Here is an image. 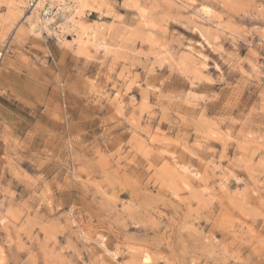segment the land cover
Instances as JSON below:
<instances>
[{
	"label": "rangeland",
	"instance_id": "rangeland-1",
	"mask_svg": "<svg viewBox=\"0 0 264 264\" xmlns=\"http://www.w3.org/2000/svg\"><path fill=\"white\" fill-rule=\"evenodd\" d=\"M74 2L0 0V264H264V0Z\"/></svg>",
	"mask_w": 264,
	"mask_h": 264
},
{
	"label": "built area",
	"instance_id": "built-area-1",
	"mask_svg": "<svg viewBox=\"0 0 264 264\" xmlns=\"http://www.w3.org/2000/svg\"><path fill=\"white\" fill-rule=\"evenodd\" d=\"M25 6L27 9L34 7L38 9L40 18L47 22L48 26L59 29L61 21L70 17L71 12L74 11L75 2L74 0H25ZM93 13L86 10L83 18H89Z\"/></svg>",
	"mask_w": 264,
	"mask_h": 264
},
{
	"label": "bare ground",
	"instance_id": "bare-ground-1",
	"mask_svg": "<svg viewBox=\"0 0 264 264\" xmlns=\"http://www.w3.org/2000/svg\"><path fill=\"white\" fill-rule=\"evenodd\" d=\"M23 1V0H22ZM23 5H24V2H23ZM18 6V5H17ZM67 8V7H66ZM67 9H69V6H68V8ZM26 12H29V13H34V14H36L38 17H39V13H38V9H36L35 7L34 8H29ZM84 15V14H83ZM82 15V16H83ZM39 19H40V21H41V23L44 25V26H47V22H45L42 18H40L39 17ZM68 19V18H67ZM67 19L66 18H64V20H62L61 22H63V21H67ZM31 22V21H30ZM39 28V27H38ZM2 57H3V52H0V62H1V60H2Z\"/></svg>",
	"mask_w": 264,
	"mask_h": 264
}]
</instances>
